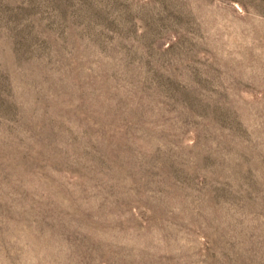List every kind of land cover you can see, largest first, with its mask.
Masks as SVG:
<instances>
[{"label": "rangeland", "instance_id": "1", "mask_svg": "<svg viewBox=\"0 0 264 264\" xmlns=\"http://www.w3.org/2000/svg\"><path fill=\"white\" fill-rule=\"evenodd\" d=\"M0 264H264V0H0Z\"/></svg>", "mask_w": 264, "mask_h": 264}]
</instances>
